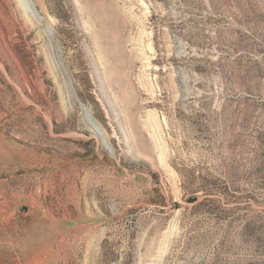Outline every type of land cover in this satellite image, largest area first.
<instances>
[{"label": "rangeland", "instance_id": "1", "mask_svg": "<svg viewBox=\"0 0 264 264\" xmlns=\"http://www.w3.org/2000/svg\"><path fill=\"white\" fill-rule=\"evenodd\" d=\"M0 264H264V0H0Z\"/></svg>", "mask_w": 264, "mask_h": 264}]
</instances>
